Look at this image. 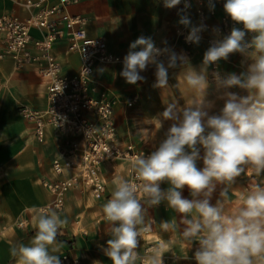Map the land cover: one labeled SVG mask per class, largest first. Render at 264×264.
<instances>
[{
	"label": "clouds",
	"instance_id": "clouds-1",
	"mask_svg": "<svg viewBox=\"0 0 264 264\" xmlns=\"http://www.w3.org/2000/svg\"><path fill=\"white\" fill-rule=\"evenodd\" d=\"M163 3L166 8H173L181 0ZM224 11L232 21L243 23L244 29L257 35L251 44L242 43L245 32L234 27L230 35L208 48L203 64L226 60L236 52L246 54L252 61L247 73L241 77L232 74L223 85L239 86L253 94L237 97L226 93L220 114L210 115L211 104L203 101L208 86L206 75L193 69L185 73L184 80L196 98L183 109L170 105L163 112V118L172 121L165 138L147 158L137 155L131 159L135 179L116 177L111 198L102 206L113 237L107 241L105 254L113 264H163L164 253L159 250L163 244L145 249L143 255L136 251L137 238L151 230V224L145 222V205L157 206L161 201H167L170 208L182 214L184 239L199 241L200 248L195 252L198 264H264V186L253 184L231 212L225 210L227 187L220 193L223 200L210 203L217 184L230 186L245 172V166L256 175L264 172V0H226ZM179 22L185 26L190 23L187 17ZM203 30L204 26L192 27L186 42L199 44ZM138 46L140 51H129L123 60L120 75L128 84L144 81L140 73L154 65L155 86L166 87L168 69L189 63L185 54L157 48L150 37H139L130 49ZM248 48L253 51L248 52ZM165 55L167 65L159 59ZM197 144L205 149L202 169L196 167V160L200 159ZM185 146L191 149L190 153ZM164 181L171 185L167 191L160 187ZM185 186L193 199L182 197L180 190ZM138 192L143 194V202L138 199ZM32 220L36 231L30 244L11 246L10 255L16 264H61L57 237L67 224L66 218L55 210L42 208ZM177 227L175 220L160 225L165 232H175Z\"/></svg>",
	"mask_w": 264,
	"mask_h": 264
},
{
	"label": "crops",
	"instance_id": "crops-1",
	"mask_svg": "<svg viewBox=\"0 0 264 264\" xmlns=\"http://www.w3.org/2000/svg\"><path fill=\"white\" fill-rule=\"evenodd\" d=\"M23 1L0 0V16L14 14L26 17L28 10L23 7ZM57 1L47 0L46 3L54 4ZM196 7L197 4L194 3L189 15L186 16L190 23L185 26L179 22L182 17H185L180 7L177 5L173 8H166L163 1L159 0H77V3L68 6L69 13L86 18L88 36L103 38L106 41L108 52L112 54L124 56L129 51H140V46L130 49V44L139 37H150L157 48H167L177 54L183 53L188 58V65H178L168 69L167 86L163 88L155 86L156 69L154 65H149L146 71L140 73L145 77L144 81L131 85L126 83L120 75L123 66L96 64L94 80L99 84V89H104L115 101L117 139L121 145L133 144L134 147L140 148L142 139L148 140L149 143L156 141V135L160 136L164 132L158 130L157 127L164 121H169L163 118V112L170 105L183 109L196 98V93L188 87L184 80L185 73L190 69L198 74L203 72L206 75L208 86L204 91L203 101L211 104L208 109L210 115L220 114L226 100V93H250L249 90L239 86L225 87L223 85V81L232 74L238 77L246 74L245 63L251 61L246 54L240 52L229 54L226 60L223 58L218 60L216 69L213 70L211 64H203L204 54L211 47L205 32L200 33L199 44L187 45L181 39V33L188 36L192 27L202 26L195 13ZM204 8L208 10L205 5ZM222 12L221 6H218L212 13H207L208 23L216 25ZM33 35L35 38L38 37L34 31ZM256 35L257 33L254 32L249 36H244L242 43L251 44ZM54 51L63 67L64 74L72 75L78 71L79 58L67 51L65 41H59ZM247 51L251 52L253 49L248 48ZM159 59L167 65L166 55ZM0 78L3 81L0 88V139L3 140V136L9 134L10 140L18 142L14 151L16 163H19V159L32 156L33 148H36L38 152L37 157L53 158L61 144V139L51 129H47L44 144L38 146L34 142L36 138L33 134V124L23 118L25 121H20L18 118V104L29 105L37 109L45 107L46 94L41 79L32 68L15 70L9 58L0 59ZM134 96L137 97V102L130 107L127 102ZM198 150L201 160L196 161V167L202 169L205 149ZM185 151L190 153L191 149L185 146ZM8 155L6 149L0 150V158ZM50 162H45L46 164L40 167V175L35 178L34 182L27 184L25 188L23 184L13 188L16 190L15 196L11 197L8 192L5 193L4 197L8 199V203L12 198L11 207L14 206V213L34 207L38 210L51 200V194L42 185L44 179L65 178L71 174V171H66L60 176L54 175ZM126 165L125 162L104 163L102 172L109 182L106 183V191L101 200L91 198L90 191L81 184L66 193L64 210L58 212L62 218L67 220V224L63 226L60 230L61 234L57 237V241L61 243L57 254L59 258L68 254L78 264H113L105 254V249L108 247L107 241L113 237L108 231L102 206L111 198L112 182L117 177L110 175L122 172V169L127 167ZM0 168L7 170L5 165H0ZM170 186L167 181L160 184L163 191H167ZM232 186L233 184L230 186L217 184L210 197V203L215 205L217 200H223L220 193L227 187L225 210L231 212L240 201V198L233 196L232 192L235 188L233 189ZM10 189L6 190L10 191ZM180 191L183 198L193 199L187 186ZM143 199L144 197L141 198L142 202ZM14 213L11 210L5 220L9 222L14 217ZM181 219L182 214L170 208L167 201H161L159 205L152 207L145 205V222L151 224L150 241L145 244L143 242L137 248V252L142 254L148 244H151L152 248L163 244L159 250L164 253L162 259L165 264H198L195 252L200 248L199 241L195 238L190 241L184 239L182 232L186 226L180 222ZM173 220L178 225L175 232H165L160 228L162 222ZM35 231L36 228L30 217L29 227L20 230L6 229L1 232L0 264H16V259L10 255V247L21 243L29 245ZM169 248H171L170 251Z\"/></svg>",
	"mask_w": 264,
	"mask_h": 264
},
{
	"label": "built area",
	"instance_id": "built-area-1",
	"mask_svg": "<svg viewBox=\"0 0 264 264\" xmlns=\"http://www.w3.org/2000/svg\"><path fill=\"white\" fill-rule=\"evenodd\" d=\"M46 1L24 0L22 5L28 10L26 17L14 14L0 16V59L9 58L15 70L27 67L34 69L44 85L45 107L37 109L23 104L19 106L18 113L33 124V134L37 141L45 139L47 129H51L61 139L57 153L51 159L50 168L57 176L66 171H71V174L65 178L42 181L43 187L51 194V200L38 208L60 212L64 207L66 193L79 184L86 187L96 200L103 199L107 187L102 175L104 163L125 162L128 166L125 179L134 180L131 159L137 155L147 158L152 152L147 149L138 151L133 144L123 146L118 142L115 101L104 89H99V84L94 80L97 63L123 66L126 55L112 54L108 52L103 38L88 36L86 18L73 15L67 9L77 0H58L54 4H47ZM186 3L188 7H185ZM194 3L197 4L195 13L204 26L203 32L207 34L211 46L230 35L234 27L245 34L252 33L244 29L243 23L232 21L225 13L226 0H181L178 6L183 16L189 15ZM204 5L208 7L207 11ZM210 5H214V8ZM218 6H221L223 12L218 23L211 25L207 21V13H212ZM33 31L38 34L37 38ZM180 37L185 44H191L186 42L187 36L184 33ZM59 41H65L67 51L79 58L75 74L63 73V67L54 51ZM212 69H216L215 62ZM2 84L0 78V88ZM136 102L137 97L134 96L127 105L131 107ZM148 233L137 238V248L146 241ZM148 248H152V245H146L142 254L137 253L143 255ZM59 259L61 264H78L68 254Z\"/></svg>",
	"mask_w": 264,
	"mask_h": 264
},
{
	"label": "rangeland",
	"instance_id": "rangeland-1",
	"mask_svg": "<svg viewBox=\"0 0 264 264\" xmlns=\"http://www.w3.org/2000/svg\"><path fill=\"white\" fill-rule=\"evenodd\" d=\"M252 33H246L245 36H249ZM249 58V57H248ZM250 59V58H249ZM248 59V60H249ZM216 63V62H215ZM252 63V61H249L245 63V71L247 73L248 66ZM213 63H211L212 65ZM211 77V76H210ZM253 93H235L237 97H248ZM133 98V97H132ZM20 104H18L19 108ZM17 108V110H18ZM18 118L20 121H25L20 117L18 114ZM172 121H164V123L161 126H158L157 129L160 130L161 132L164 131L160 136L157 134L156 135V141H152L149 143L148 140L142 139V147L137 148L135 147L136 150H143L147 149L150 152L155 151L160 142L165 138V133L167 129L170 127ZM10 135L7 134L6 136H3V140L0 139V150L6 149L8 151V156L7 157H2L0 158V165H5L7 170H3V168H0V233L3 232L6 229H13V230H20V229H25L29 227V221L30 217H33L36 214L37 207L34 208H28V209H22L18 212H13L14 206L11 207V199L9 200V203L7 202L8 199H6L5 193L8 192L11 197L16 195V190L13 188L20 187L21 184L24 185V188L26 187L27 184H30L35 181V178H37L40 175V167H43L46 163L45 162H50L52 159L51 157L46 158L45 157H37L36 148H33V153L32 156L28 158H23L19 159V163H16L15 160V150L17 143L16 141L10 140ZM35 144L38 146L41 144H44L43 141H36L34 140ZM198 149H204L202 145L197 144ZM201 160V159H198ZM197 161V160H196ZM18 166V167H17ZM127 166V165H126ZM122 172H118L117 174L110 175L112 176H117V177H122L124 176L125 173H127L128 166L122 169ZM123 174V175H122ZM103 177L104 173H102ZM126 175V174H125ZM125 178V176H124ZM106 183L109 182L107 178H105ZM233 184V189L235 188V191L232 192L233 196L237 198H241V196L246 195L248 190L251 188L253 184H258L261 186H264V172H261L260 175H256L254 171L247 169L245 166V172L241 173L240 176L236 177L234 179ZM107 186V185H106ZM10 189V191H7L6 189ZM91 194V192H90ZM91 198H94L93 195H89ZM138 199H141L143 197L142 193H139L137 195ZM95 199V198H94ZM238 202V201H237ZM10 205V207H9ZM12 210V213H14V217L7 222L5 220L6 215L9 214ZM64 210V207L60 212ZM150 232V231H149ZM150 234L145 236V239L147 241H150ZM144 242V244H145Z\"/></svg>",
	"mask_w": 264,
	"mask_h": 264
}]
</instances>
